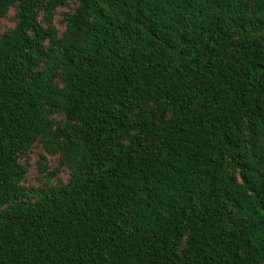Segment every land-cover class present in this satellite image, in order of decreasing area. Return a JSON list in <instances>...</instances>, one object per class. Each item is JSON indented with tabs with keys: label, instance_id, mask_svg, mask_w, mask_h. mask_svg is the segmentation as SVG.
<instances>
[{
	"label": "trees",
	"instance_id": "trees-1",
	"mask_svg": "<svg viewBox=\"0 0 264 264\" xmlns=\"http://www.w3.org/2000/svg\"><path fill=\"white\" fill-rule=\"evenodd\" d=\"M0 264H264V0H0Z\"/></svg>",
	"mask_w": 264,
	"mask_h": 264
},
{
	"label": "rangeland",
	"instance_id": "rangeland-1",
	"mask_svg": "<svg viewBox=\"0 0 264 264\" xmlns=\"http://www.w3.org/2000/svg\"><path fill=\"white\" fill-rule=\"evenodd\" d=\"M63 10H66V8H61L59 14H57L56 17V24L60 27H64L63 23ZM14 11L11 10L10 13L4 17L1 20V30L4 31L5 29L9 27H13L15 24V21L13 19ZM41 148L35 147L33 152L29 156V171L27 175V184L31 186H40L43 184L44 181H46L45 173L40 172V153ZM48 171H55L57 170V177H60L64 180L68 178L69 170L65 166H60L59 160L56 157L48 156Z\"/></svg>",
	"mask_w": 264,
	"mask_h": 264
}]
</instances>
